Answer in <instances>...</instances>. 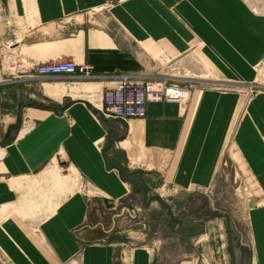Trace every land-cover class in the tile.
Masks as SVG:
<instances>
[{"label": "crops", "instance_id": "1", "mask_svg": "<svg viewBox=\"0 0 264 264\" xmlns=\"http://www.w3.org/2000/svg\"><path fill=\"white\" fill-rule=\"evenodd\" d=\"M30 3L36 27L27 33L18 20L27 18L28 0H0V39L23 35L20 46L26 52L17 58L31 63L74 59L100 78L93 83L24 75L12 79L0 67V217L10 214L0 221V264L3 257L13 264H65L79 253L80 264H264V93H250L255 67L264 61V13L254 11L246 0ZM78 14L85 15V22L73 25ZM61 20L70 27L58 25ZM48 42L60 46L46 53L31 48ZM197 47L219 79L198 80L203 78L197 75L176 80L197 91L191 108L151 104L145 118L124 121L104 118L93 107L95 96L102 98L120 73L151 79L150 65L176 63ZM63 82L73 85L63 87ZM230 146L261 191V203L250 212L249 256L231 253L221 216L193 213L177 225L163 220L178 241L195 240L186 246L193 252L180 258L162 249L160 242L167 239L161 234L157 241L153 238L156 244L116 238V217L106 224H89L92 199L82 191L55 199L56 192L72 186L49 176L51 166L63 172L73 168L108 210L121 205L123 213L130 212L125 200L143 197L150 198V205L142 203L134 213L168 209L172 214L166 205L171 201L152 192L165 186L177 192L210 186ZM40 202L47 203L41 216ZM8 207L28 211L33 219L19 212L3 214ZM145 223L141 219L140 228L132 230L136 237L148 236Z\"/></svg>", "mask_w": 264, "mask_h": 264}, {"label": "rangeland", "instance_id": "2", "mask_svg": "<svg viewBox=\"0 0 264 264\" xmlns=\"http://www.w3.org/2000/svg\"><path fill=\"white\" fill-rule=\"evenodd\" d=\"M246 1L251 5L254 11L264 13V0ZM28 2V16L24 19L19 18L18 22L19 24L23 25L24 29H29V32L26 30L27 33H31L30 31H32L33 28L36 27V21L34 19L33 14L35 9L31 8L32 5L30 3V0H28ZM71 21L73 25H80V23L85 22V15L78 14L77 18H74ZM69 23L70 22L66 24L65 22H63V20H61L59 21L58 25L66 29V26H68V28L70 27ZM49 27L51 29H54L55 25H50ZM44 30L47 29L44 28ZM71 34H73V32ZM22 36L23 35H19L18 37L14 36L13 38V40L16 41L15 48L20 52V55L26 52V47L23 46L21 48L20 46L21 42L23 41ZM56 46L58 47L55 48ZM59 46L60 43L48 42L44 44L34 45L31 48L34 51L46 53L48 51L58 49ZM19 59L20 58H17L15 56L12 58V61L14 62ZM23 60L27 61L26 59ZM27 62L31 63V61ZM0 67L2 69L1 62ZM147 73L150 75H154L153 77H156L159 82L161 80H167L169 83L177 84L187 89L190 92V97L187 102V105H185L186 107H184L188 109L191 108L192 100L195 98L197 91H194L195 88L193 87V85L181 84L183 82L176 81L177 79L203 78L198 80L204 81H217L219 79V77L215 74L212 68L209 67L202 60L198 47L180 56L176 63H170L169 61H160V63H158L157 65H150L147 68ZM197 75L202 76L196 78ZM97 80L98 79H73L72 81L81 83H93L92 81ZM224 89H226V87H220L221 91H225ZM260 91L264 93V61L261 62L257 67H255L254 82L250 93L256 94ZM246 94H248V92H246ZM95 99L99 102L101 98L95 96ZM96 101L94 102V104L96 103ZM48 169L49 176H51L52 179L58 181L62 185L72 186L69 190L67 188H62L59 192H56L57 196L55 199H58L60 197L62 198L64 195L69 196L70 194H72L69 192L74 193L76 191H82L87 195V197L92 199L93 202L87 222H89L90 224V221H95L106 224L107 220L108 222H112L114 217H116V220H114V232H120L115 235L116 238H124L125 236L129 237V240L132 244H145L146 242L148 243L149 240L154 242L153 238H155V241H157L159 235L161 234V236L167 239L165 244H162V242H160V246L162 247V249L166 247L170 255L180 258L181 254L184 255L186 252H188V254H191L193 252L192 249H189L186 246H188L189 244L193 245V243H195V240L193 242L178 241V237L176 236V234H169L171 224L163 220L175 221L177 222V225L180 219H186L187 217L193 215V213H196L195 215H201L205 218H207V216L212 215L218 217L221 216L224 218L227 224L231 253H241L245 256H249V254H251L252 252L253 237L251 238L250 235V212L253 206L259 205L261 203V191L258 188L260 186L256 181H254L243 160L240 158L238 153H236L232 146L229 147L227 154H225L219 166V170L216 174L215 180L210 186H207L205 188L201 187V191H198V186H196L194 187L195 190L192 188L190 190L178 192L172 189V187L165 186L163 188L159 187L157 191L152 192V194L161 197L163 200L171 201L167 202L166 205H169L172 208V214L168 212V209L164 210V212L160 214L152 213L154 212V209L151 210V214H138L139 212L135 210V214L133 212L134 207L139 208L141 207L142 203L150 205V198L144 199L143 197H128V199L125 200L123 206H128L130 208V212L124 210L123 213L120 208H118L121 207V205H118L116 210H108L107 208L109 206L106 204L104 205L102 202L99 201L101 199L97 197V193L92 188H90L89 185H87L83 179L78 178L73 168H67V170L64 172L62 168L58 170V168L54 166H51ZM60 175L61 177H59ZM43 186L45 187V184L42 183V187ZM53 198L54 197H51L52 200ZM65 198H63V200ZM59 203L60 202L56 203L55 207H57ZM45 204L47 206V203ZM45 204H39V216H41V214H43V212L45 211ZM23 211L19 207H8L5 208L2 213L5 214L11 212H19L22 216H24L25 219H33V217H31L32 213L28 211ZM17 215L20 216L19 214ZM4 218L0 217V221ZM24 218L21 217V219ZM141 219H145L147 223H145L146 226L145 230L143 231L146 233V235L148 233V236L145 238L144 236L136 237V235L132 233V230L135 226L137 229L140 228ZM160 220L161 222H159ZM80 254L81 253L76 255L74 259L65 264H80ZM2 259L3 264H13L12 261H9L7 258L3 257Z\"/></svg>", "mask_w": 264, "mask_h": 264}, {"label": "built area", "instance_id": "3", "mask_svg": "<svg viewBox=\"0 0 264 264\" xmlns=\"http://www.w3.org/2000/svg\"><path fill=\"white\" fill-rule=\"evenodd\" d=\"M16 41L0 39V62L5 76L12 79L24 75L31 80L68 78L70 80L98 79L89 65L77 63L74 59H59L46 63H29L23 59L12 61L20 56L15 48ZM18 74V76H17ZM190 92L167 80L160 82L156 77L151 79L136 78L129 73H120L114 86L103 91L101 106L94 107L104 118L127 121L132 118H145L151 104L176 103L187 105ZM186 107V106H185ZM198 191L202 188L198 187Z\"/></svg>", "mask_w": 264, "mask_h": 264}, {"label": "bare ground", "instance_id": "4", "mask_svg": "<svg viewBox=\"0 0 264 264\" xmlns=\"http://www.w3.org/2000/svg\"><path fill=\"white\" fill-rule=\"evenodd\" d=\"M63 84H65V85H67V86H63V87H70V86H72L73 84H66V82H63ZM46 93L47 94H50V91H49V87L48 86H46ZM101 100V99H100ZM100 100H99V102L98 101H96V103L94 104V103H92L93 104V106L94 107H99V106H101V102H100ZM57 164V163H56ZM58 170H60V168H58ZM32 217V216H31ZM256 233V232H255Z\"/></svg>", "mask_w": 264, "mask_h": 264}]
</instances>
